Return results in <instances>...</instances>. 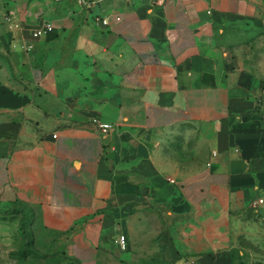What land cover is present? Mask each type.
<instances>
[{"label": "crops", "instance_id": "crops-1", "mask_svg": "<svg viewBox=\"0 0 264 264\" xmlns=\"http://www.w3.org/2000/svg\"><path fill=\"white\" fill-rule=\"evenodd\" d=\"M21 1L0 0V209L105 216L165 260L230 264L264 199V0Z\"/></svg>", "mask_w": 264, "mask_h": 264}, {"label": "rangeland", "instance_id": "rangeland-1", "mask_svg": "<svg viewBox=\"0 0 264 264\" xmlns=\"http://www.w3.org/2000/svg\"><path fill=\"white\" fill-rule=\"evenodd\" d=\"M162 137L171 148L183 146L182 135L165 132ZM239 215L230 264H264V208H249ZM85 223L58 229L48 226L31 207L0 209V264H177L157 252L152 229L146 231L147 238L134 230L124 251L117 243L119 235H127L124 222L102 216L89 227Z\"/></svg>", "mask_w": 264, "mask_h": 264}, {"label": "built area", "instance_id": "built-area-1", "mask_svg": "<svg viewBox=\"0 0 264 264\" xmlns=\"http://www.w3.org/2000/svg\"><path fill=\"white\" fill-rule=\"evenodd\" d=\"M55 1H59V0H55ZM90 1H94V0H77V2L81 5L87 4ZM117 20H120V17H117ZM109 22H110L109 18L102 19V23L105 25H108ZM54 29H55V26L52 22H44L41 26H39L33 31L32 37L33 39H39L42 36L50 32H53ZM31 47H32L31 45H28V48H31ZM99 127L101 128L103 132H109L113 128V124L109 122H99ZM263 204H264V199L259 198L252 203L251 207L253 209H258V208H261ZM117 243L121 250L126 251L128 249V237L125 234H121L118 236Z\"/></svg>", "mask_w": 264, "mask_h": 264}, {"label": "trees", "instance_id": "trees-1", "mask_svg": "<svg viewBox=\"0 0 264 264\" xmlns=\"http://www.w3.org/2000/svg\"><path fill=\"white\" fill-rule=\"evenodd\" d=\"M253 209V208H252ZM253 210H255V209H253Z\"/></svg>", "mask_w": 264, "mask_h": 264}]
</instances>
